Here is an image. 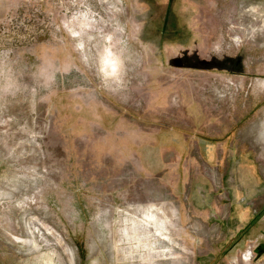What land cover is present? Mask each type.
Wrapping results in <instances>:
<instances>
[{"label": "rangeland", "instance_id": "374dc122", "mask_svg": "<svg viewBox=\"0 0 264 264\" xmlns=\"http://www.w3.org/2000/svg\"><path fill=\"white\" fill-rule=\"evenodd\" d=\"M0 264H264V0H0Z\"/></svg>", "mask_w": 264, "mask_h": 264}]
</instances>
